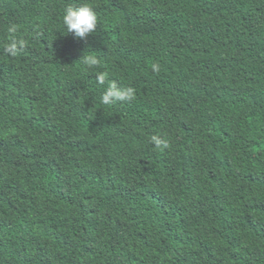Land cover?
<instances>
[{
	"label": "trees",
	"instance_id": "obj_1",
	"mask_svg": "<svg viewBox=\"0 0 264 264\" xmlns=\"http://www.w3.org/2000/svg\"><path fill=\"white\" fill-rule=\"evenodd\" d=\"M0 264H264V0H0Z\"/></svg>",
	"mask_w": 264,
	"mask_h": 264
},
{
	"label": "clouds",
	"instance_id": "obj_2",
	"mask_svg": "<svg viewBox=\"0 0 264 264\" xmlns=\"http://www.w3.org/2000/svg\"><path fill=\"white\" fill-rule=\"evenodd\" d=\"M62 24L66 30V33H70L74 38L84 40L90 34L94 33L97 29L98 18L93 9L87 5H81L79 7L68 6L62 17ZM8 33L11 34L8 43L4 51L12 56H15L19 48L23 47L25 41L15 38L17 31L15 26L8 28ZM82 63L88 67L96 66L99 61L94 55L84 56ZM160 66L158 64L152 65V71L158 73ZM98 83L104 85L105 75L101 74L98 77ZM134 97V89L131 87L120 88L115 81L109 82L104 92L101 95L100 102L103 105H111L116 101L131 100ZM153 143L160 147L162 142L157 137H152ZM167 147L166 144L163 145Z\"/></svg>",
	"mask_w": 264,
	"mask_h": 264
}]
</instances>
